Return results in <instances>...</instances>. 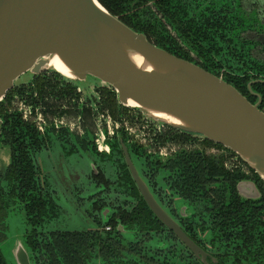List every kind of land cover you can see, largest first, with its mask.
Returning <instances> with one entry per match:
<instances>
[{"label":"trees","instance_id":"trees-1","mask_svg":"<svg viewBox=\"0 0 264 264\" xmlns=\"http://www.w3.org/2000/svg\"><path fill=\"white\" fill-rule=\"evenodd\" d=\"M97 1L125 25L143 33L155 46L173 55L167 46V27L180 28L184 34L191 31L197 37L205 35L209 52H217L215 35L227 37L229 45L235 43V38L230 34L237 28L232 17L237 10L233 4H222L221 0ZM235 19L241 28L242 21ZM224 60L228 64L227 56ZM254 70L257 77H264V65L257 63ZM52 73L70 91L77 88L55 72ZM39 77H34L26 85L14 87L0 102V147L8 146L11 151L10 163L0 174V240L5 237L3 231L7 228L5 220L8 210L11 204L18 202L25 224L29 226L24 234V244L31 264H203L149 210L130 176L117 142L111 145L110 158L117 174L115 181L103 174L95 178L106 186H115L128 199L115 205V212L103 224L104 227L111 226L113 230L102 236L99 231L45 229V224L60 216L61 207L56 203L35 160L34 155L42 150L44 140L38 138L36 131L22 123L19 116L10 113L7 107L13 94L17 93L24 99L32 98L31 85L38 82L35 80ZM41 83L38 92L42 99L45 82ZM233 86L241 91L237 84L233 83ZM255 88L263 96L260 109L264 112V86L256 85L252 89ZM97 90L109 96L106 102L114 112L115 93L108 88ZM57 139L62 144H70L67 133L59 134ZM74 151L71 145L66 154ZM129 152L132 156L144 158L145 170H142L141 177L165 211L163 203L167 202L166 195L163 197L162 190L156 187L159 170L167 175L164 183L168 190L196 207V213L185 219L175 215V220L192 240L209 253L206 264H264V181L257 174L246 177L238 172H227L223 166L224 156L212 158L200 153L189 156L180 154L161 164L135 148L131 147ZM244 179L255 182L261 199L243 200L237 195L235 186ZM104 203L103 199L100 200L94 210L100 212ZM173 212L169 209L171 216ZM96 219L101 224V219ZM118 224L125 230H133V238L128 239L115 230ZM124 250L127 255L123 254ZM0 264H8L1 250Z\"/></svg>","mask_w":264,"mask_h":264},{"label":"water","instance_id":"water-1","mask_svg":"<svg viewBox=\"0 0 264 264\" xmlns=\"http://www.w3.org/2000/svg\"><path fill=\"white\" fill-rule=\"evenodd\" d=\"M54 58L71 78L48 66ZM49 70L85 93L110 88L121 105L136 109L153 123L229 149L264 181L260 101L250 103L222 78L155 46L97 0H0V102L23 85L17 83L22 76L29 75L32 81ZM88 78L98 84L83 88L80 83ZM129 101L135 107L128 106ZM123 153L149 209L205 261L207 254L157 203L125 148ZM236 190L243 200L260 196L253 182H243ZM21 246L22 240L15 246L16 264H30Z\"/></svg>","mask_w":264,"mask_h":264},{"label":"flooded vegetation","instance_id":"flooded-vegetation-1","mask_svg":"<svg viewBox=\"0 0 264 264\" xmlns=\"http://www.w3.org/2000/svg\"><path fill=\"white\" fill-rule=\"evenodd\" d=\"M221 1H223L222 4H233V7H235L237 10L236 13L232 14V17L234 19L233 21L236 24L237 28L230 34L233 39L235 38L234 44L231 43V45H229V39L223 35L218 34L214 36L217 43L216 46L218 45L217 52H209L207 50L208 39L207 37L205 38V35L197 37L195 34H192L191 31H188L187 34H184L180 28L178 29L175 27H167V34L169 36V43H167V46L169 47L171 52L174 53L178 58L199 66L210 74L222 78L232 86L233 83L237 84V86L241 90V94L246 97V99L250 103L252 101V104H256L258 103V101H260V109L263 103V96L258 92L257 88H255V90H253L252 88L256 85L264 86V77H257L254 70L255 64L258 63L260 65H264V0ZM235 18H238L240 19V21H242L241 28L237 26V24H239V21ZM206 51L208 53H205ZM226 56L229 59L228 64L224 60ZM53 74L54 73L52 72H45L41 74L37 80H35L38 82H34L31 85V88L33 89L32 98L24 99L16 93L12 95L7 104L8 111L10 113L18 115L22 123L30 125L36 131L38 138L44 140L42 149L48 148L50 146L51 142L49 134L51 133L54 135L56 141L62 146V149L65 152L67 151L68 147H71V145L75 148V151L71 154L77 152L79 148L83 151L91 147L94 153L102 156L103 158L107 157L111 161V145L112 143L117 142L122 150V153L123 148L126 149L130 160L132 161L141 179V174L143 175V173H140L137 170L132 160V154L129 152V149L131 147L137 149L139 152L144 153L145 156H148L151 159L160 162L161 164H165L170 160H173L177 155L180 154L189 156L192 153H200L203 156L212 158L224 156L225 161L223 163V166L227 172H238L246 177H252L254 173L257 174L238 155H236L229 149L219 144L210 142L206 139L193 137L170 127L153 123L136 109L121 105L117 100L116 92L110 88L108 89L115 93L114 99H116V109L114 112L111 111L108 103L106 102V99L109 96L103 95L100 90H97V88L86 93L83 91L78 92L77 88L73 89V91H70V89H68L66 85L60 83L59 78L55 77V75ZM230 81L231 83H229ZM41 82H45V85L43 87L42 99L39 98L40 95L38 92V88L42 87ZM1 124L2 119L0 118V126ZM63 132L67 133L70 137V144H62L58 141L57 136ZM79 142H81L85 147L82 146ZM3 149H8V162L5 166H3L4 168L0 167V169H2V171L0 170V174L4 173L5 168H7L11 160L10 148L4 145L1 146L0 154ZM123 161L125 162L124 153ZM126 167L129 171L127 164ZM92 168V174L89 176V178L95 183L97 190L96 193L88 196V199L91 201L90 204L92 205V218L94 219V222L98 227L95 231H99L102 236H106V234L108 232H111L113 228L111 226L104 227L103 224L110 218L111 214L115 212L113 207L115 205H119L120 202L126 201L128 199L126 198V196H124V194H121L122 192L116 190L115 186H106L103 183L97 182V179L95 178L100 174H103L106 178L108 177L98 166L92 165ZM160 171L163 170H159L158 175L160 174ZM163 172L164 175L162 181L165 182L164 179L167 177V175L165 174V171ZM116 175L117 174L114 169V179H108H110L111 181H115ZM158 175L156 176L157 189H159L157 185ZM243 182H253L255 184V182L251 179H244L236 184L235 190L237 186ZM160 189L163 192V197L164 195H166V201H170L169 204H167V202L163 203V206L165 205L167 207L168 212L164 209L163 210L172 219L175 220V215H177L179 218L185 219L192 213H196V207L194 205L189 204L185 200L171 193L165 186V183L164 187ZM259 194L260 196L258 199L249 200L258 201L259 199H261L260 191ZM174 198H178L183 201L187 206L190 207L191 210L188 212L186 207H181L180 209H178L174 205ZM102 199L105 201L102 206V210L100 212L94 210L95 204L99 203ZM16 208H18L23 213L18 202H14L13 204H11L8 210V216L5 220V223L7 225V228L3 231L5 237L1 238L0 245L6 239L9 230L8 219L12 217L11 214L15 212ZM169 209H172L174 211L172 216L169 214ZM96 213H98V215H96ZM98 217L101 219V224H98V220L96 219ZM119 225L120 224L115 227V230L119 229ZM178 225L180 226V224ZM180 228L187 235V233L181 226ZM120 229L122 231H118L128 239L133 238V230H125L122 225H120ZM26 230L27 229H25V231ZM25 231L21 239V248L26 251L28 255V261L31 264L28 250L24 244ZM192 241L207 254L205 261H202V258L200 256L196 257L181 241L180 242L189 250V252L194 257L202 261L203 264H206V261L209 258V253L206 252L201 246H199L194 240ZM0 250L3 255L1 246ZM15 251L16 249L13 252V262L11 263H8L3 255L5 261L8 264H16L17 260L15 257ZM123 254L127 255L125 250L123 251Z\"/></svg>","mask_w":264,"mask_h":264},{"label":"rangeland","instance_id":"rangeland-1","mask_svg":"<svg viewBox=\"0 0 264 264\" xmlns=\"http://www.w3.org/2000/svg\"><path fill=\"white\" fill-rule=\"evenodd\" d=\"M30 82V76L25 75L17 83L26 85ZM80 84L83 88L88 89L90 84L97 85L98 83L94 79L88 78ZM49 138L50 146L35 153L34 156L56 203L61 207V213L57 219L45 224V229L47 231H95L98 227L92 218V205L88 196L96 193L97 188L89 176L92 174V165H96L104 171L108 178L114 179L112 163L107 157L103 158L94 153L91 147L83 151L79 148L77 152L68 155L53 134L50 133ZM132 160L140 173L145 170L143 157L133 155ZM7 162L8 149H3L0 154V167L5 166ZM0 170L2 171V169ZM163 175L164 172L160 171L157 178L159 189L164 187ZM174 205L178 209L186 207L188 212L191 210L178 198H174ZM164 208L168 210L165 205ZM11 216L8 219L9 230L6 239L0 245L8 263L13 262L15 246L21 242L25 229L29 228L25 224L24 214L18 208Z\"/></svg>","mask_w":264,"mask_h":264},{"label":"bare ground","instance_id":"bare-ground-1","mask_svg":"<svg viewBox=\"0 0 264 264\" xmlns=\"http://www.w3.org/2000/svg\"><path fill=\"white\" fill-rule=\"evenodd\" d=\"M48 66L53 68L54 70H56L61 75L71 78V76L68 73V71L66 70V68L61 64V62L57 58L52 59ZM128 106L135 107V104L133 102L129 101Z\"/></svg>","mask_w":264,"mask_h":264},{"label":"built area","instance_id":"built-area-1","mask_svg":"<svg viewBox=\"0 0 264 264\" xmlns=\"http://www.w3.org/2000/svg\"><path fill=\"white\" fill-rule=\"evenodd\" d=\"M78 92H81V90L79 88H77ZM149 120V119H148ZM152 122V121H151Z\"/></svg>","mask_w":264,"mask_h":264}]
</instances>
